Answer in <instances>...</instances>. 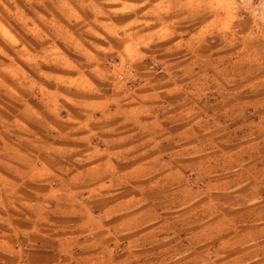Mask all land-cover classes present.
Instances as JSON below:
<instances>
[{
    "label": "rangeland",
    "instance_id": "obj_1",
    "mask_svg": "<svg viewBox=\"0 0 264 264\" xmlns=\"http://www.w3.org/2000/svg\"><path fill=\"white\" fill-rule=\"evenodd\" d=\"M255 89L264 0H0V264L264 261Z\"/></svg>",
    "mask_w": 264,
    "mask_h": 264
},
{
    "label": "crops",
    "instance_id": "obj_2",
    "mask_svg": "<svg viewBox=\"0 0 264 264\" xmlns=\"http://www.w3.org/2000/svg\"><path fill=\"white\" fill-rule=\"evenodd\" d=\"M253 91H255L256 94H253L252 92H250V95H249L250 98L247 100H244V101H242L243 98H241L240 95H237L238 94L237 91L234 92L235 94L232 97L233 100H230L228 103L229 106L233 107V108H237L240 104V106H239L240 108L249 107V108L256 110V111L258 110V107H264V97H261L259 95V93H257L258 89H255ZM250 114H252V112ZM257 124L258 123H256L255 119H253V120L251 119L250 120V126H251L250 130H252V125L257 126ZM248 135H250L254 138H256V136H257L256 133L251 132V131H250V133H248ZM238 156H239V154L236 153L234 158L236 159ZM173 172H175V171H173ZM238 178H239V175L235 173L234 175L230 176L228 179L225 178L224 181H225V183H229L231 181L236 182ZM244 232L248 233L247 234L248 238L246 240L245 239L242 240L241 244H250L251 246L252 245L256 246V247L252 248L251 251L257 249L258 243H259L258 242V238H259L258 232L256 230L253 231V229H246ZM167 234L164 233V234H161V236H156V238L152 241V243L154 245H156L160 241H163L164 239H168V240L165 241L167 243H162L163 245L160 247V249H159L160 251H158V252L154 250V249H157V247L152 245L153 246L152 247L153 252H151L147 248L150 246H148L146 244H142V242L140 241L142 238V235H144L143 239L146 238L145 241H147V235L146 234H140V235L134 234L131 236L128 232V229H126V228H125V230L123 229L122 235H121V246L119 247L120 251L122 252V260L119 264H131L132 262H135V260H133L131 262V259H130L131 256H132V259H136V264H210L207 261L195 262L192 259L193 256L189 257L188 255H186L185 260L178 261L177 255H176V253H177L176 250L174 252H172L173 251L172 242L175 243V241H172L171 238L175 239V235L172 233H170L168 235ZM150 239L151 238H149L148 240L150 241ZM169 240H171V241H169ZM109 249H110L109 252L111 251V257H112V254L115 251V248L113 246H111ZM162 251H165L167 254L166 260L165 261L155 260V259H157L156 256H158L159 252L161 253ZM168 256H170V257H168ZM174 257H175V259H173ZM188 257L190 259H188ZM252 258L250 260H239L235 264H264V261L254 260ZM109 264H114V263H113V261H111V263H109Z\"/></svg>",
    "mask_w": 264,
    "mask_h": 264
}]
</instances>
